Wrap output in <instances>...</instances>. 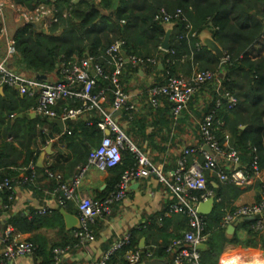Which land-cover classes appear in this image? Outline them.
I'll return each mask as SVG.
<instances>
[{"label": "trees", "instance_id": "16d2710c", "mask_svg": "<svg viewBox=\"0 0 264 264\" xmlns=\"http://www.w3.org/2000/svg\"><path fill=\"white\" fill-rule=\"evenodd\" d=\"M0 3L4 5L5 11L12 9L22 21L13 35L16 53L11 67L20 73L51 74L61 72L63 64L80 61L89 55L92 58L91 70L96 65L103 69V74L95 77L96 84L92 92L94 95L104 92V107L110 106L115 98L114 85L107 77L115 70L108 50L118 40L124 41L123 49L128 56L157 59V63L144 66L149 72L160 74L157 84H164L174 76L190 77L195 71L210 70L217 76L224 71L220 88L212 93L204 114L214 111V132L220 144L228 151L239 152L240 160L247 164V172L253 173L255 154L258 155L260 168L264 169V0H0ZM43 4L55 13V18L49 20L47 27L23 22L19 11L33 12ZM161 10L171 14L182 11V18L174 21L171 48L168 51L161 49L166 27L155 20ZM188 25L199 36L209 32L224 49L227 60H221L204 45L197 48L200 37H192ZM2 27L0 18V33ZM256 48L257 54L252 55ZM159 63H162L163 69L159 68ZM138 71L139 67L126 63L120 75L122 85L130 74ZM4 90V94L0 93V183L5 178L13 179V184L20 180L19 169L36 161L39 156V151H35L38 140L46 144L59 135V141L67 144L73 156L67 167L74 171L78 165L87 162L91 152L105 136L98 125V115L87 120H66V131L63 133L50 117H31L30 113L38 105L37 96L21 95L9 86H5ZM223 92L236 97L234 107L229 108L224 98L219 107L216 105L217 98ZM59 104L55 109L62 113L64 107L80 108L82 101L68 99ZM19 114L24 116L19 117ZM243 126L246 128L243 129ZM122 152V162L109 169L113 176L112 187L97 198H103L114 190L122 174L135 164L136 159L131 151L124 149ZM194 157L200 162L204 161L199 152ZM188 160L191 161V155ZM208 173L206 170V177ZM217 183L219 186L215 187L212 181L209 182V187L215 192V199L220 198L221 201L215 203L211 214L205 215L209 237L206 248L200 250V264H218L226 248L241 244L236 234L228 235L227 229L221 226L225 208H236L227 204L228 199L236 198V186L220 181ZM10 194L7 189L0 192L1 202L6 206L13 204V200L9 199ZM260 200L261 196L257 203ZM56 214L61 216L59 211ZM172 214L188 230L189 216L184 213ZM252 222L245 219L243 225L250 229ZM32 223L27 217L18 214L9 217L5 226L12 225L26 232L32 229ZM153 226L157 225L154 223ZM148 228L142 227L131 232L130 244L114 254L107 264H128L126 252L140 248V240L150 234ZM184 233L175 239L182 238ZM250 234L257 235L251 229ZM169 245L143 249L152 251L153 258L166 259L168 264H174V255L166 251ZM40 250L37 246L34 254L40 255Z\"/></svg>", "mask_w": 264, "mask_h": 264}, {"label": "built area", "instance_id": "2783aa9c", "mask_svg": "<svg viewBox=\"0 0 264 264\" xmlns=\"http://www.w3.org/2000/svg\"><path fill=\"white\" fill-rule=\"evenodd\" d=\"M19 12L24 23L42 24L44 27L48 26L49 20L55 18L54 11L44 4L38 6L33 12ZM5 16L4 5L0 3V18L3 23L0 36L7 35ZM179 18H182L181 10H178L175 14L161 10L155 16V20L164 25L174 23ZM188 28L192 37L199 36L197 32L191 30V25H188ZM7 45V58L0 61V89L9 86L16 88L21 95L37 96V113L51 119L76 120L84 110L102 109L101 104L105 100L104 92L94 95L92 90L96 84V75L103 74V69L100 65H96L91 70V57H85L78 62L63 64L61 68L63 80L48 82L30 77L10 67L8 59L16 53L14 40H9ZM123 45L124 41L118 40L108 50L110 61L115 66V70L107 77L111 79L114 85L113 107L116 111L135 108L134 104L129 103V96L120 79L125 64L130 62L133 67H144L146 64L157 63L156 58L145 59L137 56H128L129 60L127 61L123 54L125 52ZM202 45L201 40L196 43L197 48ZM223 60H227V55ZM216 77L217 73L210 70L195 71L190 77L174 76L164 84H153L149 88V96L153 105H158L161 98H166L172 105L174 116L178 117L188 107L195 94L213 82ZM223 98L227 101L229 108L234 107L237 103L234 95L223 92L216 100L218 107L222 104ZM65 99H79L82 101V106L76 109H65L63 116L59 117L54 106L60 100ZM103 115L104 117L98 125L103 131H109V134H105L100 145L91 152L87 162L76 167L70 179H64L61 173L49 169L46 171L49 178L57 183L55 194L59 205L64 207L69 201H73L78 207L79 226L74 231L76 244H84L86 241L95 238L93 226L99 218L110 213L115 204L127 197L132 182L154 175L174 196L175 201L170 203L167 214L184 213L189 216L188 230L185 231L182 238L175 239L166 251L176 253L174 264H200L201 253L198 246L206 243L209 235L206 232V217L198 212V205L210 197H215L214 190L209 187V180L205 175V171L208 170L216 175L221 182L244 187L251 183L253 176H259L262 172L258 163V155L255 154L254 156L252 174L244 169L236 168V163L239 162L240 158L239 152L237 150L228 151L220 144L214 132V111H211L205 115L199 125L201 144L197 147L184 148L176 167L165 171L130 140L125 131L116 123L112 114L103 111ZM206 146L211 149V152L205 149ZM124 149L134 154L136 162L122 174L115 189L103 198H94L82 194L80 188L89 170L96 168L100 171H108L114 168L122 162V151ZM197 152L201 153L204 161L200 162L195 158L189 161L188 156H193ZM254 152L256 153L255 148ZM29 169L32 174L30 177H26L25 181H33L37 176L33 164L30 165ZM22 182L24 181L22 180ZM14 188L13 179L5 178L0 183V192L5 189L11 192L10 200L14 198ZM5 207L7 206L5 205ZM47 212L46 208L39 211L40 214H46ZM247 217H255L250 226L251 229L254 232L264 234V185L262 186L261 200L258 203L244 205L232 212H227L221 226L227 229L229 225ZM2 221L0 214V228ZM131 238V233H125L112 244L96 264H107L114 254L130 244ZM2 241L4 249L0 259L1 263L20 257H31L37 249V245L32 241L21 240L13 236L9 228L5 231ZM64 250H56V260H58L59 254L65 252ZM125 258L128 264H143L147 260L154 259L152 251H145L143 248L129 249Z\"/></svg>", "mask_w": 264, "mask_h": 264}, {"label": "crops", "instance_id": "0c3cea01", "mask_svg": "<svg viewBox=\"0 0 264 264\" xmlns=\"http://www.w3.org/2000/svg\"><path fill=\"white\" fill-rule=\"evenodd\" d=\"M5 15L7 35L0 36V61L7 58L8 41L13 40L15 31L22 25L21 19L12 9H9ZM253 51L252 55L257 54L258 48ZM263 53L264 51H262ZM12 59L13 57L8 59L10 67ZM78 61L76 60L75 62ZM161 64L159 63V68L163 69V67H160ZM146 68L139 67V71L130 74L123 83L124 89L129 96L128 101L130 104H134V109L116 111L113 103L105 107L101 104L102 109L91 108L84 110L78 119L72 121H77L80 118L87 120L90 117H96V115L100 116L101 121L104 117L103 111L112 114L116 123L125 131L130 140L146 153L154 163L165 171H169L177 164L184 148L189 146L197 147L201 144L200 122L203 120V114L211 100L212 93L216 88H220L221 80L224 78L225 73L222 71L217 76V80H214L196 93L183 113L175 117L172 106L166 99H160L158 105H153L149 96V88L157 83L160 74L149 72ZM23 74L35 78H38V75H46L47 78L44 81L48 82H58L64 78L61 72L51 74L24 72ZM4 91L3 89L0 93L4 94ZM59 102L54 106V109L60 106ZM62 109V113L55 109L59 117L63 116L67 108L64 107ZM32 113H36L35 117L40 115L37 113L36 108L30 113L31 117L35 118ZM64 121L66 124V120ZM65 131L62 132L64 133ZM44 132H46V129ZM103 132L106 134V131ZM11 139L9 138V140ZM50 144H52V153L46 154L43 167H40L38 165L39 159ZM224 145L226 146L227 142ZM35 151H39L37 160L31 161L28 166L19 169L20 180L15 182L13 204L5 207L0 199V214L3 219L0 228V259L4 249L2 238L8 228L13 236L21 240L35 242L41 249V254L36 255L37 262L40 264L53 260L52 264H96L117 239L125 233H131L142 227L147 229L152 226L148 228L149 236L140 240V248L166 246L171 244L177 236L183 235L186 230L174 218L173 214H167L166 207L174 200V196L163 183L159 182L156 176L152 175L132 182L127 197L115 204L111 212L99 218L93 226L95 238L86 241L84 244L77 245L74 236V231L77 227L68 229L66 219L61 210L64 209L67 213L78 217V207L73 201L68 202L64 207L59 205L55 194L57 183L49 178L46 173L47 169L54 170L53 172L61 173L64 179H70L76 170L75 168L74 171H70V168L67 167L71 163L73 156L67 144L59 141V135L47 141L46 144L38 140V147ZM194 156H191V161L192 158H195ZM23 160L24 158L20 160V164L23 163ZM31 164L34 165L37 176L33 181H25V178L30 177L32 174L29 169ZM246 167L247 164L239 158L236 168L245 170ZM37 168H41L43 171H38ZM28 171L29 174L27 175ZM207 179L209 182L212 181L215 187L219 186L217 182L220 180L216 175L209 172ZM112 183L113 176L109 170L100 171L96 168H91L84 179L80 192L97 198L109 190L112 187ZM263 185L264 169L259 176L252 177L249 185L244 187L235 185L238 191H236V198L228 199L227 204L230 203V207L236 206L235 209H237L244 205L257 203L261 196ZM215 200V203L221 201L220 198ZM44 208L48 212L40 214L39 211ZM57 211H59L61 216L56 214ZM225 211L226 213L232 212L233 208H225ZM18 214L27 217L29 221L33 222L31 230L21 232L12 225L5 226V222L9 217ZM244 220L240 219L236 222V229L233 233L237 235L241 244L226 248L221 254L218 264H264V234L257 232V235L250 234L251 227L249 229V227L243 225ZM154 223L157 226H153ZM233 234L228 235L232 236ZM58 249H65V252L59 254V258L56 260L55 255ZM172 254L175 259L176 253L170 252V255ZM161 260L167 261L166 259ZM33 263L34 259L32 256L20 257L4 263L0 262V264Z\"/></svg>", "mask_w": 264, "mask_h": 264}, {"label": "water", "instance_id": "95a60500", "mask_svg": "<svg viewBox=\"0 0 264 264\" xmlns=\"http://www.w3.org/2000/svg\"><path fill=\"white\" fill-rule=\"evenodd\" d=\"M165 27H166V34H165V37H164L163 42H162V49L164 51H168L171 48V36L173 33V29H174V23H169ZM200 40H201L202 44L205 47H207L209 50H211L218 58H220L222 60L226 58V53H225L224 49L221 47V45L217 41H215V39L212 37V35L210 33L203 32L200 35ZM123 54H124L126 60L128 61L129 58H128L127 53L124 52ZM85 57L88 58L89 55H86ZM160 67L162 68L163 65L161 64ZM46 78H47L46 75H38V79L45 80ZM3 89L4 88L0 89V91L2 92ZM19 116L22 117L23 115L20 114ZM32 116L35 117L36 113H32ZM53 120L61 127L62 131L66 130V124L62 118H54ZM242 128H245V127H242ZM105 133L109 134V131H106ZM205 149L207 151L211 152V149L208 146H206ZM50 153H52V144H50L48 146V148L46 149V151L42 153V155L39 159V164H38L40 167H43V161H44L46 154H50ZM215 201L216 200L214 197H210L208 200L201 202L198 205V212L200 214H203V215L211 214L214 207H215ZM61 213L64 215V217L66 219L68 229H73V228L79 226V217L67 213L64 209L61 210ZM254 218L255 217H247L248 220H253ZM235 226H236V222L229 225L227 228V233L233 234L235 232V229H236ZM206 246H207L206 243L200 244L198 246V249H200V250L205 249ZM32 257L34 259V263H36L37 262L36 254H33ZM167 263L168 262L165 260L151 259V260L145 261L143 264H167Z\"/></svg>", "mask_w": 264, "mask_h": 264}, {"label": "rangeland", "instance_id": "374dc122", "mask_svg": "<svg viewBox=\"0 0 264 264\" xmlns=\"http://www.w3.org/2000/svg\"><path fill=\"white\" fill-rule=\"evenodd\" d=\"M7 11H5V14H6Z\"/></svg>", "mask_w": 264, "mask_h": 264}]
</instances>
